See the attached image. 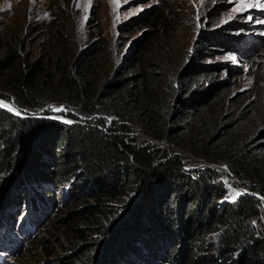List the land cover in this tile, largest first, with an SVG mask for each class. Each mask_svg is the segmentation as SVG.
Wrapping results in <instances>:
<instances>
[{
  "label": "trees",
  "instance_id": "16d2710c",
  "mask_svg": "<svg viewBox=\"0 0 264 264\" xmlns=\"http://www.w3.org/2000/svg\"><path fill=\"white\" fill-rule=\"evenodd\" d=\"M203 53L198 50L196 56ZM18 62L15 49L0 56V71L16 70L9 93L0 92V99L31 116L0 107V204L17 187L25 196L41 180L53 185L72 181L77 201L88 197L93 203L80 213H98L104 223L101 241H94L89 252L80 253L77 246L62 258L66 263L148 264L158 259L167 264L181 257L187 264H264V231L252 227V219L264 211L262 198L246 195L223 203L226 189L217 171L187 168L179 157L139 142L125 132L127 127L101 115L113 108L128 112L136 104L133 78L115 73L97 82L80 56L71 69L59 65L61 78L54 84L49 73L50 80H43L46 72L38 61L24 67ZM201 72L194 66L178 74L179 98L171 108L155 97L141 104L139 118L155 138L176 140L193 130L189 119L197 100L188 95ZM206 90L214 93L212 86ZM53 100L74 105L87 117L67 113L71 123L37 117L58 113L47 108ZM218 130L215 136L211 131L206 154L226 162L243 185L264 197V128L242 134L235 122H228ZM47 187L34 192L46 190L55 203L56 189Z\"/></svg>",
  "mask_w": 264,
  "mask_h": 264
},
{
  "label": "rangeland",
  "instance_id": "374dc122",
  "mask_svg": "<svg viewBox=\"0 0 264 264\" xmlns=\"http://www.w3.org/2000/svg\"><path fill=\"white\" fill-rule=\"evenodd\" d=\"M257 4L264 5V0H0V56L15 49L21 67L38 61L46 72L43 80H50L49 73L54 84L61 78L59 65L71 69L80 56L97 82L115 73L120 79L133 78L136 104L128 112L113 108L101 114L108 122L127 127L125 132L141 143L179 157L187 168L217 171L226 189L223 203L246 195L264 200L204 148L211 131L215 136L222 123L235 122L242 134L264 128V7ZM198 50H204L202 56H196ZM194 66L202 72L192 80L188 95L197 100L189 119L193 130L176 140L155 138L139 118L141 104L155 97L171 108L179 98L178 74ZM14 71H0V92L9 93ZM210 86L214 93L206 94ZM130 95L123 94L124 102ZM0 103L21 111L20 117L31 116L13 103ZM47 108L63 109L57 115L68 121L67 113L87 117L60 100ZM168 123L160 126V134ZM71 182L53 185L41 180L25 196L17 187L0 204V264H70L62 258L77 246L78 252H89L94 241H101L103 218L80 213L93 203L88 197L77 201ZM42 185L55 187V203L46 190L34 192ZM263 212L252 219L255 231H264ZM146 263L164 264L158 259ZM167 264L187 262L176 257Z\"/></svg>",
  "mask_w": 264,
  "mask_h": 264
},
{
  "label": "water",
  "instance_id": "95a60500",
  "mask_svg": "<svg viewBox=\"0 0 264 264\" xmlns=\"http://www.w3.org/2000/svg\"><path fill=\"white\" fill-rule=\"evenodd\" d=\"M0 107H2V108H4V109H6V110H8V111H10L8 108H6V107H4V106H0ZM13 114H17V112H13V111H11ZM21 114H19V116H20ZM47 118H50V119H56V120H60V121H63V122H65V121H68L66 118H61L59 115H57V114H53L52 116L50 115V116H47Z\"/></svg>",
  "mask_w": 264,
  "mask_h": 264
},
{
  "label": "snow or ice",
  "instance_id": "6c2138e0",
  "mask_svg": "<svg viewBox=\"0 0 264 264\" xmlns=\"http://www.w3.org/2000/svg\"><path fill=\"white\" fill-rule=\"evenodd\" d=\"M242 7H248V5H242ZM255 7H264V5H260L257 4L255 5ZM229 59H231L233 62H235V57H230ZM0 106H6V105H0ZM9 110L11 111L12 109L9 108ZM56 111H63V109H55ZM17 115H19V113H17ZM66 123H71V121H65Z\"/></svg>",
  "mask_w": 264,
  "mask_h": 264
},
{
  "label": "bare ground",
  "instance_id": "6f19581e",
  "mask_svg": "<svg viewBox=\"0 0 264 264\" xmlns=\"http://www.w3.org/2000/svg\"><path fill=\"white\" fill-rule=\"evenodd\" d=\"M0 101H2L1 99H0ZM1 104V103H0ZM1 105H4V104H1ZM4 107H6V108H10V107H8V106H4ZM16 108V107H15ZM17 109V108H16ZM11 111H13V110H11ZM14 112V111H13ZM21 112V111H20ZM20 112H18V113H20Z\"/></svg>",
  "mask_w": 264,
  "mask_h": 264
}]
</instances>
